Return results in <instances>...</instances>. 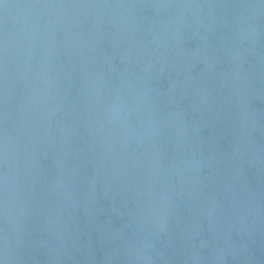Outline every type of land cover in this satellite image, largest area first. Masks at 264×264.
<instances>
[{
  "label": "water",
  "instance_id": "95a60500",
  "mask_svg": "<svg viewBox=\"0 0 264 264\" xmlns=\"http://www.w3.org/2000/svg\"><path fill=\"white\" fill-rule=\"evenodd\" d=\"M0 264H264V0H0Z\"/></svg>",
  "mask_w": 264,
  "mask_h": 264
}]
</instances>
